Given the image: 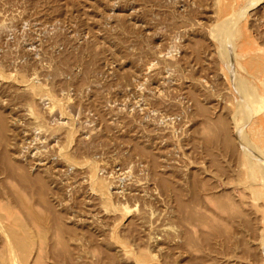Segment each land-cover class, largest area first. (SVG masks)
<instances>
[{
	"label": "rangeland",
	"instance_id": "rangeland-1",
	"mask_svg": "<svg viewBox=\"0 0 264 264\" xmlns=\"http://www.w3.org/2000/svg\"><path fill=\"white\" fill-rule=\"evenodd\" d=\"M0 264H264V0H0Z\"/></svg>",
	"mask_w": 264,
	"mask_h": 264
}]
</instances>
